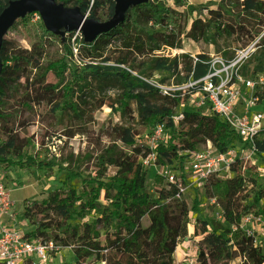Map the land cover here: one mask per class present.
Returning <instances> with one entry per match:
<instances>
[{
	"label": "trees",
	"instance_id": "16d2710c",
	"mask_svg": "<svg viewBox=\"0 0 264 264\" xmlns=\"http://www.w3.org/2000/svg\"><path fill=\"white\" fill-rule=\"evenodd\" d=\"M11 1L14 0H0V13ZM54 1L66 8H77L97 22L108 21L114 14L115 0ZM204 9V18H191L198 10L186 5L185 0H172V6L165 0H147L132 6L115 28L91 42L82 40L77 48V61L67 40L60 41L61 53L57 58H47L46 47L60 40L61 36L46 28L29 50H19L3 57L1 44L0 163L7 161L9 155L20 156L26 146L24 139H18L12 133L14 123L24 126L28 113L48 99L59 98L62 109H68L73 115L79 114L80 102L76 103L72 98L86 91L91 80L119 86L117 110L122 112L131 103L147 111L145 98H159V107L155 111H147L149 126L165 121L169 128V145L159 149V165H168L164 158L167 154L182 159L185 157L179 156L178 150L194 151L207 141L218 151H226L239 138L227 124L214 116L185 108L183 119L172 125L169 116L177 101L160 97L141 80V76L149 77L160 70L169 71L172 76L183 72L188 78L191 70L188 55H181L177 61L176 58L161 56L159 52L166 47L179 50L183 38L205 41L208 30L212 28L213 34L232 37L231 44L239 49L254 41L264 29V0H221L216 9ZM252 12L262 17H254ZM113 39L117 40V45L111 44ZM257 45L261 46V39ZM201 56L205 58L207 55ZM178 62L181 68H178ZM259 95L264 100V89ZM57 108L53 106L51 112ZM139 133L131 125H115L114 141L119 145L110 143L100 154L86 158L89 160L87 175L74 168H61L63 182L80 180V189L68 187L66 191L58 190L42 204L26 203L24 207L25 217L41 214L47 222V213H55L59 218L54 224L55 230L74 218L83 219L89 212L95 214L91 221H84L78 227L79 233H72L70 227L52 239L62 249L71 250L75 256L74 264H168L167 261L151 263L149 260L157 244L158 233L170 223V217L180 213L176 198L178 188L156 175V198L146 192V175L138 159L146 156L147 151L134 147V137ZM123 162L126 164L124 171L121 170ZM17 163L20 166L31 165L34 160L28 158ZM45 164L52 167L58 163L49 161ZM248 170L250 174L243 179L240 167L235 164L231 178L210 176L204 183V194L216 199L230 227L238 224L245 213L257 212L258 202L264 198V188L260 185L255 187L257 174L252 172V168L248 167ZM249 191L253 196L251 204L247 205ZM202 223L199 226L205 229L206 225ZM229 232L226 248L231 254L225 253V262L237 257L239 264H264V255L253 245L251 237L240 230L230 229ZM36 235L50 239L43 231H36Z\"/></svg>",
	"mask_w": 264,
	"mask_h": 264
},
{
	"label": "rangeland",
	"instance_id": "374dc122",
	"mask_svg": "<svg viewBox=\"0 0 264 264\" xmlns=\"http://www.w3.org/2000/svg\"><path fill=\"white\" fill-rule=\"evenodd\" d=\"M165 1L172 6V0ZM220 1L185 0V4L192 5L198 10L192 14L191 18H204L206 15L204 7L216 9L217 3H220ZM252 13L254 17H262L256 12ZM36 14L38 18L34 17L32 13L25 14L14 21L6 31L2 37L3 57L19 50H29L40 39L46 24L42 14L40 12H36ZM262 19L264 20V18ZM262 31L258 36L262 34ZM76 33L71 36L60 34L62 35L60 40L46 47L47 58H57L61 53L60 41L66 42V40L72 51L74 48L76 49L77 54L78 45L82 40L84 41V37ZM231 39L232 37H226L224 34L221 36L213 34V29L210 28L205 41L194 42L183 38L179 50L166 47L161 48L159 52L161 56L169 59L176 58L177 61L182 58L181 55H188L191 59V56H200L199 54L217 55L229 59L234 50L237 49L231 44ZM260 39L261 46L245 61L241 69L242 75L246 78L257 77L258 74L264 75L262 70L264 68V35ZM111 44L117 45V40L113 39ZM190 64L189 75L193 73L194 77L198 76L202 69L192 63ZM178 68H181L180 62H178ZM132 75L135 74L132 73ZM185 76L186 74L183 72L172 76L169 71L160 70L154 71L149 77L141 76V78L179 85L186 82L190 77L186 78ZM21 80L24 81V78H21ZM119 92L120 88L117 84H100L91 80L88 82L86 91L84 90L79 95L75 94L72 98L74 102H80L81 112L79 114L73 115L68 109H62L59 98L55 100L48 99L47 102L35 106L33 112L28 113V119L25 120L24 126L14 123L12 133L18 139H24L26 146L22 149L20 156L9 155L6 158L7 161L0 164L10 167L11 175L8 176V179L10 183H15L10 190V198L17 205L21 227L26 231L35 233L36 231H43L48 233V238L54 239L56 235L65 233L70 227L72 233H79L78 227L84 221L89 222L95 217L93 212H89L85 218H74L72 221L64 223L61 229L55 230L54 224L59 220L55 213H47L49 217L47 222L41 214L35 216H32V214L31 217H25L24 207L27 205L26 203L40 205L50 194L58 190L66 191L68 187L80 189V180L63 182L64 172L61 168H74L83 175H87L89 173V160L86 158H92L96 154H100L102 149L110 143H117L114 141L115 137L113 135L115 125H131L133 129L140 131L135 137L143 135L151 128L147 123V111H155L159 107L161 104L159 98H145L144 105L147 111H144V108L139 105L131 103L130 107L122 112L117 110ZM11 93L10 89L9 94ZM180 99H171L177 101L172 114H175L178 109L179 111L183 109L179 105L182 103ZM55 105L58 108L52 113V107ZM192 107L189 101L186 109L199 111L210 116L208 106H203L200 109H193ZM256 109L264 113V102ZM207 143L213 145L207 141L196 148V151L203 150ZM117 144L119 145V143ZM241 146L238 138L228 148ZM134 147L138 146L134 145ZM178 153L179 156L182 155V151L178 150ZM28 158L33 159L34 163L24 166L17 163L18 161L25 162ZM164 158L167 163L169 162L168 166L171 172L175 174L181 173L187 168L185 158L179 159L168 154ZM49 161L58 164L50 167L45 164ZM247 167L252 168V172L254 171L257 174L255 187L257 185L261 186L264 181V160L257 159L255 162H248ZM125 169L126 164L123 162L121 170L124 171ZM250 172L248 173L250 174ZM145 175L146 192L152 198H156L157 185L154 184V177L157 173L155 168L146 169ZM248 193L249 198L245 203L250 205L253 193L251 191ZM177 201L180 213L170 217V223L158 233V241L149 261L151 263L167 261L168 264H176L181 258L182 244L187 242L188 245L185 247L195 252L198 259L197 264H239L237 257L225 262V253L230 252L226 248L230 238V226L223 218L216 199L214 197L209 198L204 194V185L187 187ZM202 222L206 225L205 229L199 226L203 224ZM262 248L264 254V246ZM40 262L36 264H74L75 256L69 248H63L58 255L48 258L45 262Z\"/></svg>",
	"mask_w": 264,
	"mask_h": 264
},
{
	"label": "built area",
	"instance_id": "2783aa9c",
	"mask_svg": "<svg viewBox=\"0 0 264 264\" xmlns=\"http://www.w3.org/2000/svg\"><path fill=\"white\" fill-rule=\"evenodd\" d=\"M37 11L31 12L37 17ZM33 17V18H34ZM70 32L63 31L67 35ZM244 48L235 49L229 59L217 55L205 58L191 56V63L202 69L198 76L193 73L186 82L174 85L155 80L142 79L152 87L160 97L168 99L181 98L180 108H187L188 102L193 109L208 106L210 116L225 123L239 137L241 147H230L220 152L213 145L206 144L201 151H182L187 168L181 173H173L168 165L157 163L160 148L169 145V128L165 121H158L143 135L134 137V145L147 151V155L139 157L138 163L142 169L154 167L157 175L178 188L177 199L187 187L204 185L210 176L219 179H229L234 175L232 166L237 164L241 176H248V162L257 159L264 160V113L256 108L264 100L260 92L264 89V75L246 78L241 69L245 61L259 47L260 38ZM73 58L77 61L76 49ZM183 109L169 116L172 125H177L183 119ZM10 167L0 164V264H36L45 262L56 256L62 247L52 239H44L35 232L26 231L21 227L17 205L10 198V190L15 183H10ZM264 176V173H263ZM13 184V185H11ZM264 188V181L261 183ZM213 203V202H212ZM264 198L258 202L257 212L245 213L238 224L230 227L231 231L240 230L251 237L253 245L262 252L264 246ZM183 242L181 258L176 264H197L195 252L188 249ZM264 255V254H263Z\"/></svg>",
	"mask_w": 264,
	"mask_h": 264
},
{
	"label": "water",
	"instance_id": "95a60500",
	"mask_svg": "<svg viewBox=\"0 0 264 264\" xmlns=\"http://www.w3.org/2000/svg\"><path fill=\"white\" fill-rule=\"evenodd\" d=\"M147 0H115L114 14L105 22H97L82 14L77 8H66L54 0H14L0 13V49L2 37L17 19L27 13L40 12L45 20V28L54 34L63 31L78 32L84 41L91 42L97 36L115 28L124 18L126 11ZM1 71V62H0Z\"/></svg>",
	"mask_w": 264,
	"mask_h": 264
},
{
	"label": "bare ground",
	"instance_id": "6f19581e",
	"mask_svg": "<svg viewBox=\"0 0 264 264\" xmlns=\"http://www.w3.org/2000/svg\"><path fill=\"white\" fill-rule=\"evenodd\" d=\"M78 34H79V35H82L80 31H78Z\"/></svg>",
	"mask_w": 264,
	"mask_h": 264
},
{
	"label": "flooded vegetation",
	"instance_id": "af4514ba",
	"mask_svg": "<svg viewBox=\"0 0 264 264\" xmlns=\"http://www.w3.org/2000/svg\"><path fill=\"white\" fill-rule=\"evenodd\" d=\"M73 33H75V32H73ZM77 33H78V32H77ZM77 33H76V34H77ZM58 35H60V34H58ZM60 36H62V35H60Z\"/></svg>",
	"mask_w": 264,
	"mask_h": 264
}]
</instances>
